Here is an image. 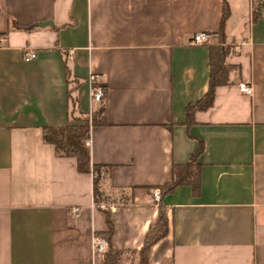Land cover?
<instances>
[{
	"label": "crops",
	"instance_id": "0c3cea01",
	"mask_svg": "<svg viewBox=\"0 0 264 264\" xmlns=\"http://www.w3.org/2000/svg\"><path fill=\"white\" fill-rule=\"evenodd\" d=\"M225 1L220 44L223 0H0V264H104L92 247L107 230L102 210L113 248L138 252L158 217L154 191L199 147V187L162 198L168 233L149 264H264V0ZM197 33L208 42L192 45ZM218 45L235 69L186 126ZM92 74L103 109L90 99ZM92 112L98 203L93 173L42 138Z\"/></svg>",
	"mask_w": 264,
	"mask_h": 264
},
{
	"label": "trees",
	"instance_id": "16d2710c",
	"mask_svg": "<svg viewBox=\"0 0 264 264\" xmlns=\"http://www.w3.org/2000/svg\"><path fill=\"white\" fill-rule=\"evenodd\" d=\"M229 17V8L225 0H223V13L219 26L220 44L224 43V28ZM258 18L257 14L253 15V20ZM230 54L228 46H213L210 47V76L208 89L203 97L193 103H190L185 108V125L190 126L194 123V114L197 111H205L209 109L214 101L215 90L217 87L224 86L229 83V74L234 67L225 63L226 58ZM66 82H69V72L66 69ZM106 93L104 94V101ZM103 109V102L100 103ZM99 113L92 112L89 117L75 119V123L64 127H44L42 129V138L44 143L52 145L56 153L60 157L75 158L77 170L79 173H93L94 175V199L99 202L101 194L98 189L100 167L93 165L90 161V153L85 142L89 138V129L91 126L100 124L97 120ZM202 147H199L194 153L190 161L183 165H174L172 167L171 181L159 188V209L158 217L149 229L144 238L143 245L138 252H131L138 256L137 264H149V253L152 246L164 239L168 233V222L165 214V208L161 204L164 196L172 194L174 190L183 185H189L194 190L199 187V166L196 165V158L202 152ZM106 219L107 230L95 234V237L103 239L106 244V251L103 253L104 264H121L123 257L127 254L113 248L114 225L111 221V212L102 210Z\"/></svg>",
	"mask_w": 264,
	"mask_h": 264
},
{
	"label": "built area",
	"instance_id": "2783aa9c",
	"mask_svg": "<svg viewBox=\"0 0 264 264\" xmlns=\"http://www.w3.org/2000/svg\"><path fill=\"white\" fill-rule=\"evenodd\" d=\"M209 36L205 33H197L193 36L191 44L192 45H203L206 44L208 42ZM2 42V39L0 37V44ZM35 55L33 53H27L24 56L25 60H30L32 58H34ZM97 80H98V76L92 74L90 75L88 81H89V85H90V99L94 102L97 103H102L104 102V94H105V90L102 86L97 84ZM239 90L240 92H244L246 94H251L252 93V89L251 87H249L248 85L241 83L239 84ZM86 145L89 144L88 140L85 142ZM159 190H155L153 193V197L156 201H159ZM78 213V209L77 208H73L72 209V214L77 215ZM92 247L94 252L98 253V254H103L106 251V244L104 242L103 239L94 237L92 238Z\"/></svg>",
	"mask_w": 264,
	"mask_h": 264
},
{
	"label": "rangeland",
	"instance_id": "374dc122",
	"mask_svg": "<svg viewBox=\"0 0 264 264\" xmlns=\"http://www.w3.org/2000/svg\"><path fill=\"white\" fill-rule=\"evenodd\" d=\"M101 198H99V200H100ZM130 258H136L137 259V262H138V256L137 255H134V254H126L124 257H123V260H122V262L125 260V259H129L130 260Z\"/></svg>",
	"mask_w": 264,
	"mask_h": 264
}]
</instances>
